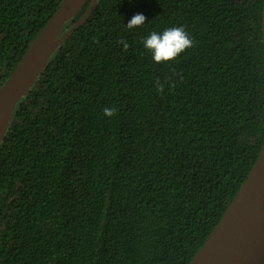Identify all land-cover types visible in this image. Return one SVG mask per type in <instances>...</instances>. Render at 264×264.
<instances>
[{
  "label": "trees",
  "instance_id": "16d2710c",
  "mask_svg": "<svg viewBox=\"0 0 264 264\" xmlns=\"http://www.w3.org/2000/svg\"><path fill=\"white\" fill-rule=\"evenodd\" d=\"M65 1L0 0V90ZM263 12L264 0H96L0 142V264H190L263 146ZM136 13L145 25L126 29ZM173 26L191 47L154 63L141 39Z\"/></svg>",
  "mask_w": 264,
  "mask_h": 264
},
{
  "label": "water",
  "instance_id": "95a60500",
  "mask_svg": "<svg viewBox=\"0 0 264 264\" xmlns=\"http://www.w3.org/2000/svg\"><path fill=\"white\" fill-rule=\"evenodd\" d=\"M85 1L87 0H66L61 5L34 43L35 45L40 38L46 36L48 46L42 52L39 60L28 70L25 81L14 88L10 94H2L3 89L19 71L34 45L16 72L0 90V110L10 109L0 142L17 102L36 80L55 49L86 20L95 8L96 0H93L94 5L84 19L63 35H60L78 4ZM262 26L264 39V12ZM190 264H264V142L253 169L229 204L219 224Z\"/></svg>",
  "mask_w": 264,
  "mask_h": 264
},
{
  "label": "clouds",
  "instance_id": "9594fccd",
  "mask_svg": "<svg viewBox=\"0 0 264 264\" xmlns=\"http://www.w3.org/2000/svg\"><path fill=\"white\" fill-rule=\"evenodd\" d=\"M145 25V16L142 13L134 14L125 24L128 30H138ZM125 48L128 47L126 41H120ZM141 43L147 52L150 53L154 63H167L174 60L191 47L192 40L182 26H173L165 28L162 31H151L147 36L141 39ZM104 115L111 117L114 115V109L105 108Z\"/></svg>",
  "mask_w": 264,
  "mask_h": 264
},
{
  "label": "bare ground",
  "instance_id": "6f19581e",
  "mask_svg": "<svg viewBox=\"0 0 264 264\" xmlns=\"http://www.w3.org/2000/svg\"><path fill=\"white\" fill-rule=\"evenodd\" d=\"M43 37L37 41V43L34 45L32 50L30 51L28 57L25 59L24 63L20 67L19 71L13 76V78L8 83L6 88L3 89V92H2L3 95L10 94V92H12L14 88L18 87L25 81L28 70L30 69V67H32V65H34L39 60L42 52L48 46L47 39H45L46 36H43ZM9 114H10V109L0 110V138L5 130L6 121H7Z\"/></svg>",
  "mask_w": 264,
  "mask_h": 264
}]
</instances>
